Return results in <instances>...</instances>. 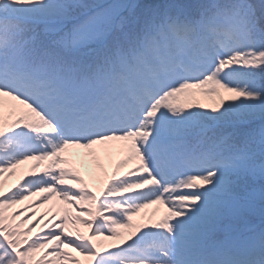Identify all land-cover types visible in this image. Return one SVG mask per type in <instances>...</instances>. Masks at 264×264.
Listing matches in <instances>:
<instances>
[{
  "label": "snow or ice",
  "instance_id": "6c2138e0",
  "mask_svg": "<svg viewBox=\"0 0 264 264\" xmlns=\"http://www.w3.org/2000/svg\"><path fill=\"white\" fill-rule=\"evenodd\" d=\"M114 142L97 192L65 152ZM26 161L0 264H264V0H0V177Z\"/></svg>",
  "mask_w": 264,
  "mask_h": 264
},
{
  "label": "rangeland",
  "instance_id": "374dc122",
  "mask_svg": "<svg viewBox=\"0 0 264 264\" xmlns=\"http://www.w3.org/2000/svg\"><path fill=\"white\" fill-rule=\"evenodd\" d=\"M255 2H259V0H255ZM217 99L218 98L209 97L197 92L194 98V102L197 104L203 103L209 106H215V104L217 103ZM9 113L10 102L6 98L4 107V115L6 121L11 118ZM65 155L73 162V165L80 170L89 186L93 188V190L99 192L104 187L106 181L117 170L119 161L127 155V152L126 149L122 146V142H114L113 144L106 147L95 146L94 153L92 152V150L70 147L66 150ZM35 163H37V161H26L17 167L14 175L5 173L3 177H0V187H2L4 191H8L10 188L20 183L26 176V174L33 169V165ZM46 163L47 162H43L41 168L36 169L35 171H42L43 165ZM137 163L138 161L133 159L124 168H121L119 170L120 175H123L124 172L135 167ZM35 199L36 198H33V200ZM45 205L56 206V213L61 214L62 208L66 206L59 198H55L52 202ZM40 208L41 205L37 206V209ZM73 211L76 210L73 209ZM166 211V205L154 204L145 209H142L140 211V214L134 217V221L136 223L147 222L149 224H152L159 220L166 213ZM52 213L54 214L55 211H53ZM56 219L58 220L59 216H57ZM253 223L258 225L259 221H253ZM25 227L27 226L25 225ZM69 228L72 230L79 228V230L83 231L85 234L90 233V230L83 224L73 225L71 222H69ZM99 242L101 244V249L103 248V250L107 247H110L112 243L111 240H103V238H99L98 243Z\"/></svg>",
  "mask_w": 264,
  "mask_h": 264
},
{
  "label": "bare ground",
  "instance_id": "6f19581e",
  "mask_svg": "<svg viewBox=\"0 0 264 264\" xmlns=\"http://www.w3.org/2000/svg\"><path fill=\"white\" fill-rule=\"evenodd\" d=\"M5 192H7V191H5ZM32 200H33V198H30L28 201H25V202H23L21 204L15 205L9 211H16V210H18L20 208H23L26 204L32 203ZM56 210H57V207L56 206H51V205L49 206V205H45L44 204V205H41V208L40 209H36V212H37V216L41 215L42 213L47 212L48 215L45 217V220H47V219H49V218L52 217V214H53L52 212L53 211H55V213H56ZM30 211H32V209H29V212ZM24 215H27V213H25ZM18 219H19V217H18ZM42 230H44L43 229V224L40 225V226H37V228L35 229L36 232H40ZM98 241H99V238H98ZM99 244H100V242H99ZM102 251H103V248H102ZM77 255H79V253H77ZM81 259L84 260L85 258L83 256H81Z\"/></svg>",
  "mask_w": 264,
  "mask_h": 264
}]
</instances>
